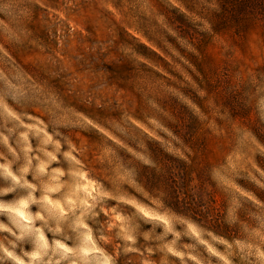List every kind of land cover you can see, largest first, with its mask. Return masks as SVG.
<instances>
[{
	"label": "rangeland",
	"instance_id": "374dc122",
	"mask_svg": "<svg viewBox=\"0 0 264 264\" xmlns=\"http://www.w3.org/2000/svg\"><path fill=\"white\" fill-rule=\"evenodd\" d=\"M0 264H264V0H0Z\"/></svg>",
	"mask_w": 264,
	"mask_h": 264
}]
</instances>
